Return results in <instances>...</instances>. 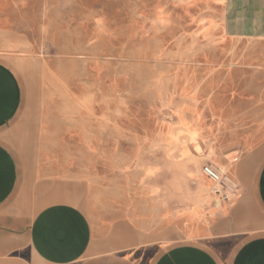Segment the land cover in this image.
Listing matches in <instances>:
<instances>
[{"label": "rangeland", "instance_id": "374dc122", "mask_svg": "<svg viewBox=\"0 0 264 264\" xmlns=\"http://www.w3.org/2000/svg\"><path fill=\"white\" fill-rule=\"evenodd\" d=\"M247 9L223 0H0V59L23 87L3 138L25 161L36 135L48 134L39 151L97 162L100 200L85 211L97 229L92 249L100 224L125 215L163 244L211 225L221 207L262 223L251 195L264 159V67L243 61L254 58L264 19ZM207 166L222 172L217 189Z\"/></svg>", "mask_w": 264, "mask_h": 264}, {"label": "crops", "instance_id": "0c3cea01", "mask_svg": "<svg viewBox=\"0 0 264 264\" xmlns=\"http://www.w3.org/2000/svg\"><path fill=\"white\" fill-rule=\"evenodd\" d=\"M231 1L247 3L254 19H264V0L223 3ZM260 28L255 24L254 31ZM255 35L260 42L254 58L243 63L264 67V32ZM22 102L19 78L0 59V264H264V159L251 195L262 223L255 225L240 208L221 207L211 225H198L187 238L163 244L125 215L100 224L92 249L97 229L85 211L100 200L97 162L69 150L39 151L51 144L48 134L40 142L36 135L30 146L36 151L25 161L2 135L19 115ZM39 131L47 132L41 126Z\"/></svg>", "mask_w": 264, "mask_h": 264}, {"label": "bare ground", "instance_id": "6f19581e", "mask_svg": "<svg viewBox=\"0 0 264 264\" xmlns=\"http://www.w3.org/2000/svg\"><path fill=\"white\" fill-rule=\"evenodd\" d=\"M196 161V160H195ZM193 164H194V166H195V171L197 172V173H199V165L196 163V162H192ZM204 172V169H202V173ZM203 175L205 176V174L203 173ZM222 175V172H219L218 171V175H217V178H216V180L215 181H212V183H214L215 184V189H217V188H219V182H217V181H219V179H220V176ZM222 188V187H221ZM229 197V196H228Z\"/></svg>", "mask_w": 264, "mask_h": 264}, {"label": "built area", "instance_id": "2783aa9c", "mask_svg": "<svg viewBox=\"0 0 264 264\" xmlns=\"http://www.w3.org/2000/svg\"><path fill=\"white\" fill-rule=\"evenodd\" d=\"M204 172L208 175V176H210L211 178H213L214 180H216V178H217V174H216V172L214 171V169L212 168V167H205L204 168Z\"/></svg>", "mask_w": 264, "mask_h": 264}, {"label": "snow or ice", "instance_id": "6c2138e0", "mask_svg": "<svg viewBox=\"0 0 264 264\" xmlns=\"http://www.w3.org/2000/svg\"><path fill=\"white\" fill-rule=\"evenodd\" d=\"M197 151H199V149H197Z\"/></svg>", "mask_w": 264, "mask_h": 264}]
</instances>
